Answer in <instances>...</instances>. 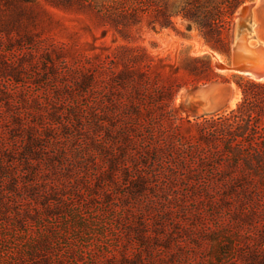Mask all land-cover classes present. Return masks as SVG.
Masks as SVG:
<instances>
[{
  "label": "rangeland",
  "instance_id": "obj_1",
  "mask_svg": "<svg viewBox=\"0 0 264 264\" xmlns=\"http://www.w3.org/2000/svg\"><path fill=\"white\" fill-rule=\"evenodd\" d=\"M35 1L44 4L49 15L36 17L33 44L40 41V47L51 53V65L36 53L26 59L32 65L19 75L18 83L0 79V116L11 133L17 131L16 147L23 144L20 140L28 126L33 127L29 132L36 138L34 147L43 151L33 158L37 175L51 165L52 178L61 180L58 184L55 180L53 196H28L22 190L30 185L24 177L17 181L19 192L0 196V264H264V196L193 195L180 182L167 185L165 191H159L163 189L159 183L151 184L142 194L131 196L121 173L126 170L134 176L139 155L114 160L119 145H105L106 137L95 120L104 111L98 102L109 90L111 74L95 70L106 67L119 45L146 50L153 58L150 79L184 85L173 102L180 137L196 135L197 117L234 109L241 93L233 76L248 78L215 67L230 62L234 14L226 59L205 46L196 27L180 17L174 18V29L152 25L155 0H141L140 22L131 27L129 42L95 18ZM167 1L176 6L183 0ZM250 1L243 0L238 7ZM259 6L264 7V2ZM184 54L208 55L214 70L230 84L211 81L191 86L188 77L176 70ZM69 65L92 66L97 74L92 92L72 88V78L62 76ZM211 83L225 85L226 101L209 112L191 96L197 87ZM10 112L25 119L19 128H13ZM9 137L8 132V143ZM15 152L10 151L13 160L4 159L2 166L7 173L21 175L23 155ZM59 168L68 174L66 178L59 176ZM8 178L2 183L5 189ZM43 238L47 252L38 247Z\"/></svg>",
  "mask_w": 264,
  "mask_h": 264
},
{
  "label": "trees",
  "instance_id": "obj_2",
  "mask_svg": "<svg viewBox=\"0 0 264 264\" xmlns=\"http://www.w3.org/2000/svg\"><path fill=\"white\" fill-rule=\"evenodd\" d=\"M1 1L0 79L8 77L18 83L19 75L32 65L30 62L27 64L26 59L31 60L36 53L44 55L51 65V53L40 47V41L33 44L32 39L33 28L37 26L36 17L40 13L49 15V11L35 0ZM242 1L183 0L175 6L174 3L169 5L167 0H155L151 24L160 29H174V18L180 17L196 27L205 46L228 59L231 17ZM45 3L56 10L95 18L100 25L109 26L125 42L131 40L130 29L140 22L143 6L141 0H45ZM152 59L143 48L119 45L108 57L106 67L95 70V73H111L107 83L109 90L98 102L104 111L98 114L100 119L95 118L96 128L102 130L100 133L106 137L105 145H119L114 160L131 154L139 155L141 167L134 162L135 175L131 176L126 170L121 173V180L130 188L129 194H142L155 183L163 187L158 188L159 191H165L167 185L180 182L186 183L187 192L193 195L264 196V81L233 76L241 93L235 108L207 118L197 117L196 135L182 138L177 134L178 118L173 102L184 85H162L150 79L148 69ZM119 66L121 69H118ZM67 70L62 76L72 78L73 89L86 94L92 92L97 78L92 66L69 65ZM81 70L86 73H81ZM176 70L188 77L191 86L211 81L230 84L214 70L206 54L182 55ZM9 79H6L7 82H10ZM13 114L10 112L11 124L13 128H19L25 119L20 114ZM7 124L5 117L0 116V196L7 192H19L21 187L17 181L23 177L30 184L22 188L28 196L55 195L53 187L57 176L52 178L55 174L52 166L37 175L33 158L43 151L34 147L36 138L29 132L33 127L29 125L23 130L25 136L20 140L23 144L16 147L18 133H11ZM8 132L9 143L6 142ZM10 151L23 155L25 173L6 172L2 165L4 159L13 160ZM58 171L59 176H68L63 168ZM7 177L8 188L5 189L2 183ZM110 177L113 179L114 174L110 173ZM39 246L47 252L45 238Z\"/></svg>",
  "mask_w": 264,
  "mask_h": 264
},
{
  "label": "water",
  "instance_id": "obj_3",
  "mask_svg": "<svg viewBox=\"0 0 264 264\" xmlns=\"http://www.w3.org/2000/svg\"><path fill=\"white\" fill-rule=\"evenodd\" d=\"M264 0H259L262 3ZM259 14L260 23L259 37L264 36V7L256 6V1L252 0L248 4H243L234 13V29L232 37V48L230 62L226 65L215 64L220 71H227L241 76H245L253 81H264V48L259 40L251 34L252 18L254 13ZM261 40H264L260 37ZM252 43V45L250 44ZM197 87L191 99H199L201 104H210L211 97L217 92L211 89L206 96H202L205 87ZM226 101L223 96L214 105L222 104Z\"/></svg>",
  "mask_w": 264,
  "mask_h": 264
},
{
  "label": "bare ground",
  "instance_id": "obj_4",
  "mask_svg": "<svg viewBox=\"0 0 264 264\" xmlns=\"http://www.w3.org/2000/svg\"><path fill=\"white\" fill-rule=\"evenodd\" d=\"M255 1H256V6H257L259 4L258 3L259 0H255ZM260 25H261L260 16H259V14H257L255 12L253 15V18H252L251 34H252V36H255L256 40H259L262 43V47L264 48V40H261L259 37V26ZM250 44L252 45V43H250ZM216 64H219V62ZM224 72H227V71H224ZM222 86H225V85L224 84L219 85V84L211 83L209 85H206L203 88L201 97L206 96L211 89L216 90V92H217L213 97H211L210 104H208V105L203 104V109L205 111H209V112L215 111V110L219 109L221 106H223V103L219 104V105H214V103L221 100L223 98V96L224 97L226 96L225 95L226 90Z\"/></svg>",
  "mask_w": 264,
  "mask_h": 264
}]
</instances>
